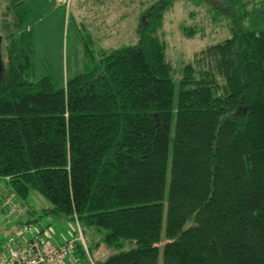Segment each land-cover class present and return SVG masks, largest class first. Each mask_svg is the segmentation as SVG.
<instances>
[{"label":"trees","instance_id":"obj_1","mask_svg":"<svg viewBox=\"0 0 264 264\" xmlns=\"http://www.w3.org/2000/svg\"><path fill=\"white\" fill-rule=\"evenodd\" d=\"M177 1L153 2L136 44L58 87L7 49L0 179L102 232L98 264H158L160 250L162 264H264V0H186L228 37L179 72L158 33Z\"/></svg>","mask_w":264,"mask_h":264},{"label":"rangeland","instance_id":"obj_2","mask_svg":"<svg viewBox=\"0 0 264 264\" xmlns=\"http://www.w3.org/2000/svg\"><path fill=\"white\" fill-rule=\"evenodd\" d=\"M17 1V6L8 8L9 1L0 0L3 63L7 64L10 48L13 54L31 61L32 80L46 77L58 87L92 69L106 52L136 44L138 25L145 22L141 13L156 0H72L68 13L51 0ZM210 9L207 2L197 5L180 0L164 13L158 33L166 45L167 59L177 72L194 52L228 37L227 20H213ZM184 27H192L197 33L187 37ZM12 196L8 183L0 179V202L4 201L0 207L7 201L19 202ZM24 205L28 215H6L0 209V250L29 221L38 230H49L59 243L77 240L72 258L80 264H98L108 256L110 250L103 245L92 247L100 242L102 232L82 224L79 227L75 220L48 212L51 205L35 190L29 191ZM80 245L83 254L78 251ZM158 264H162L161 250Z\"/></svg>","mask_w":264,"mask_h":264},{"label":"built area","instance_id":"obj_3","mask_svg":"<svg viewBox=\"0 0 264 264\" xmlns=\"http://www.w3.org/2000/svg\"><path fill=\"white\" fill-rule=\"evenodd\" d=\"M51 1L68 13L72 0ZM76 241L59 243L49 230H38L27 222L8 238L0 250V264H80L72 258Z\"/></svg>","mask_w":264,"mask_h":264},{"label":"crops","instance_id":"obj_4","mask_svg":"<svg viewBox=\"0 0 264 264\" xmlns=\"http://www.w3.org/2000/svg\"><path fill=\"white\" fill-rule=\"evenodd\" d=\"M14 197V195L12 196ZM6 198V197H5ZM4 198V200H5ZM17 198V197H16ZM18 199V198H17ZM19 202L15 201V202H10V201H7L6 202V205H4V207H0L1 211L6 214V215H9V214H12V215H28V209L26 208V206L24 205L25 202H22L18 199ZM3 204V202H0V204ZM1 204V206H2Z\"/></svg>","mask_w":264,"mask_h":264},{"label":"flooded vegetation","instance_id":"obj_5","mask_svg":"<svg viewBox=\"0 0 264 264\" xmlns=\"http://www.w3.org/2000/svg\"><path fill=\"white\" fill-rule=\"evenodd\" d=\"M5 73H6V65L5 63H3L2 53L0 50V84H2L6 78Z\"/></svg>","mask_w":264,"mask_h":264}]
</instances>
